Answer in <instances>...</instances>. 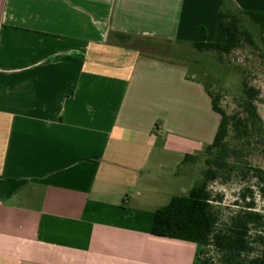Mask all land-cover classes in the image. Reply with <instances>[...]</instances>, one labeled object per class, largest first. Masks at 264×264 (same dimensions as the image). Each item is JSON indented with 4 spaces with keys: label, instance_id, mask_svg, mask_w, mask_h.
Segmentation results:
<instances>
[{
    "label": "crops",
    "instance_id": "0c3cea01",
    "mask_svg": "<svg viewBox=\"0 0 264 264\" xmlns=\"http://www.w3.org/2000/svg\"><path fill=\"white\" fill-rule=\"evenodd\" d=\"M222 4L264 12V0H0V264H196L194 243L149 232L193 183L183 156L217 130L187 60Z\"/></svg>",
    "mask_w": 264,
    "mask_h": 264
},
{
    "label": "trees",
    "instance_id": "16d2710c",
    "mask_svg": "<svg viewBox=\"0 0 264 264\" xmlns=\"http://www.w3.org/2000/svg\"><path fill=\"white\" fill-rule=\"evenodd\" d=\"M246 21L264 35V12H233L222 4L212 40L193 42L191 46L197 52L210 51L219 56L230 54L244 43L253 47L255 38L244 25ZM196 34L205 36L206 30L197 27ZM261 43L264 48V40ZM205 91L212 111L220 116L215 136L202 155L183 156V164L200 162L199 174L187 193L172 196L153 213L149 233L194 243L196 264H264V214L255 208L252 186L243 187L239 209L223 221L213 204L221 198L209 189L215 181L228 184L234 179L251 178L257 180L258 191L264 195V169L251 167L246 160L253 153L264 156V126L255 105L259 91L242 81L239 109L231 115L220 107L219 94H213L207 85Z\"/></svg>",
    "mask_w": 264,
    "mask_h": 264
},
{
    "label": "rangeland",
    "instance_id": "374dc122",
    "mask_svg": "<svg viewBox=\"0 0 264 264\" xmlns=\"http://www.w3.org/2000/svg\"><path fill=\"white\" fill-rule=\"evenodd\" d=\"M244 25L254 35L255 42L253 47H249L244 43L230 54L221 56L210 51H193V54H189L187 63L190 73H194L198 80L206 84L213 94H219V105L228 115L239 109L237 104L241 99L242 81L257 89L259 94L255 105L264 126V59L262 58L264 48L261 43L264 40V35L260 36L255 26L250 24L249 21H246ZM184 47L186 50L190 48V46ZM190 51L192 52V50ZM246 160L251 167L264 169V156L260 152L253 153ZM186 165L193 177L199 174L200 162H187ZM182 169L185 170L184 168ZM256 182L257 180L248 178L240 181L234 179L228 184L215 181L209 185V189L213 194H217L221 198L219 203L213 204L216 209L218 208L219 217L222 221L239 209L241 203L239 202L240 192L246 185L252 186L256 210L264 214V195L258 191ZM192 185L193 183L189 189Z\"/></svg>",
    "mask_w": 264,
    "mask_h": 264
}]
</instances>
